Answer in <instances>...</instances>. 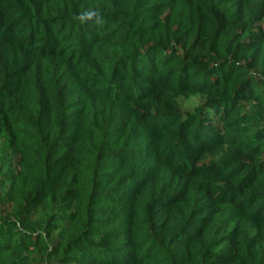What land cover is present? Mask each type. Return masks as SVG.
Listing matches in <instances>:
<instances>
[{"label":"trees","instance_id":"obj_1","mask_svg":"<svg viewBox=\"0 0 264 264\" xmlns=\"http://www.w3.org/2000/svg\"><path fill=\"white\" fill-rule=\"evenodd\" d=\"M263 69L264 0H0V264H264Z\"/></svg>","mask_w":264,"mask_h":264},{"label":"rangeland","instance_id":"obj_2","mask_svg":"<svg viewBox=\"0 0 264 264\" xmlns=\"http://www.w3.org/2000/svg\"><path fill=\"white\" fill-rule=\"evenodd\" d=\"M179 101H180L182 109L193 110L202 104L203 97H201L200 95H190L187 97H179ZM0 195H1V192H0Z\"/></svg>","mask_w":264,"mask_h":264}]
</instances>
